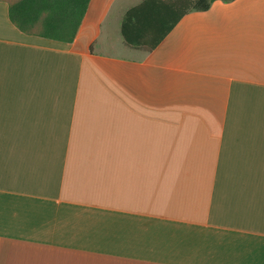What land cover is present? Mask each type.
<instances>
[{"label":"crops","instance_id":"0c3cea01","mask_svg":"<svg viewBox=\"0 0 264 264\" xmlns=\"http://www.w3.org/2000/svg\"><path fill=\"white\" fill-rule=\"evenodd\" d=\"M91 0L72 43L0 0V264H264V0Z\"/></svg>","mask_w":264,"mask_h":264},{"label":"trees","instance_id":"16d2710c","mask_svg":"<svg viewBox=\"0 0 264 264\" xmlns=\"http://www.w3.org/2000/svg\"><path fill=\"white\" fill-rule=\"evenodd\" d=\"M215 0H145L125 15L122 35L132 46L155 49L191 10L206 11ZM91 0H19L9 6L23 33L72 43ZM39 28V31L35 29Z\"/></svg>","mask_w":264,"mask_h":264},{"label":"rangeland","instance_id":"374dc122","mask_svg":"<svg viewBox=\"0 0 264 264\" xmlns=\"http://www.w3.org/2000/svg\"><path fill=\"white\" fill-rule=\"evenodd\" d=\"M13 2H12V4H14V3H16L17 1H19V0H12ZM193 1H197V0H193ZM211 1V0H210ZM35 31H39V28H37V29H35Z\"/></svg>","mask_w":264,"mask_h":264}]
</instances>
